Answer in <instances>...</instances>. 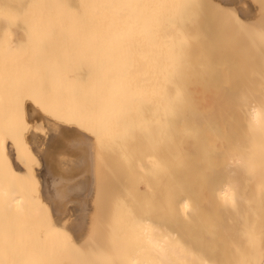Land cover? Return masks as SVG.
Returning a JSON list of instances; mask_svg holds the SVG:
<instances>
[{"label": "bare ground", "instance_id": "1", "mask_svg": "<svg viewBox=\"0 0 264 264\" xmlns=\"http://www.w3.org/2000/svg\"><path fill=\"white\" fill-rule=\"evenodd\" d=\"M159 1L133 0L135 2L133 3L132 0H0V212L5 205L11 210L13 209L10 214H12L11 216L14 215V217L11 218L9 213L8 217H10L9 220L13 221L11 223L12 226L19 231L17 232L13 229L17 238L15 236H13L14 238L9 237L8 241V236H5L8 234L4 232L5 229L7 231L10 230L7 229V221L9 220L6 221L3 213H0V261L3 260L4 264L8 262V264L14 263L16 258H18L16 260H19L20 264H44V261L46 264L47 257L50 255L54 257V255L58 254L43 252L46 259L42 260L43 262L39 261L37 256L41 255L39 253L40 250L44 251L45 245L43 247L41 245L44 241L42 239H45V234L39 232L40 229L36 224H34V227L28 226L29 228L25 226L27 229L24 231L25 228L19 223L24 222L25 224L30 217L34 219L35 215L34 208L29 205V200L34 196L35 189L31 190L30 193L24 187V183L27 185V182H29L26 177L31 166L26 163L25 174L21 170L20 163L22 159L27 160L26 154H30L29 157H33V159L35 158V151L30 145L33 144L35 146L36 140L33 135V140L24 139L20 142L14 134L23 136L25 130L27 128L29 130V123L33 128L34 134L36 129L39 130L42 127L39 126L42 124L39 121L46 119L49 121L48 123H53L49 125V129L52 128L54 130L60 126L65 129L64 131L62 130L64 136L58 141L55 148L58 156L67 158L70 156L76 159L79 155L81 157L83 153L84 161L88 160L89 173L87 171L83 173L81 170H68L64 167L63 160L55 163V165L48 163L44 167L45 191L52 200L50 206L54 210H59L70 202H77L78 210L74 220L78 228H73V237L79 239L81 238L80 232H84L86 199L93 193V180L90 177V173L97 168L96 159L100 160L103 157L101 151L105 148L104 144L112 141L117 133V127L112 126L110 122H117L124 115L128 116L127 124L130 129L135 128L139 135H143L146 132L149 136L147 142L151 149L149 156L151 158L147 160H149V164L152 163L150 172L154 176L159 172L162 175L161 179H154L152 183L151 191L153 193L151 198L155 209L157 198H159L155 191L158 186L155 184L162 181L164 225L160 227L156 219L152 220L151 227L146 225L149 221L143 223L145 226H143L144 233L141 231L143 233L142 241L144 244L148 241L144 248H151V252L148 251V256L151 254V257L146 258L148 259L147 261L140 260L143 258L141 257L142 254H140L142 252H140L137 254V257L140 254L139 259L137 258L138 261L140 260L139 262L132 255H129L130 257L127 256V260L125 259L122 263L264 264V247L261 248L262 242L260 239V218L256 212L260 207L258 196L260 193V174L264 170V163L263 167L260 164V151L264 153V112L262 110L264 109V103H260L264 102V92H262L264 85L263 88H261L262 85L260 86L261 83L264 84V82H261L264 79V76L262 77L264 74L262 72V70L264 71L262 66L264 65V61H262L264 60L262 56L264 52L263 19L261 22L259 21L260 24H258V20L253 19L257 25L253 24L254 7H252V3L247 5H250L253 9L250 6H246V0H210V2H214L213 7L215 9L212 8L214 12L219 5V11L217 10L215 15L220 16L217 13H220L221 9V16L218 17V21L222 20L224 22L223 25H225L220 28L223 29L221 33L226 36L232 31L236 32L235 35H229V38L227 37L228 35L226 36L229 40L226 39L227 45L229 44L228 49L230 52L233 50L230 55L232 53H237V55L241 53L238 55L240 58L237 55L234 58L236 62L241 60V63L238 61V65L244 62L242 67L247 72L249 69H246L253 65L250 68L255 67L252 69L253 71L250 69L252 73H249L251 75H253V72L256 73V71L258 73L249 79V83L254 82V84H246L248 78L252 76L247 75L248 78L243 81L242 79L245 75L242 76V74L245 71L236 68L243 84L240 83L241 85L235 89L226 91L228 84H230L228 82L227 86H223L226 87V92L224 91L221 96L222 88H219V93L217 92V96L213 97V99H209V95L212 98L213 93L208 92L204 95L206 98L203 96L204 99H198L197 86L182 82L183 77L179 75L181 68L178 69L176 67L179 61L173 58L189 55L190 47L193 44L199 45L201 48L204 47V38L201 36L202 31L200 32L198 27L194 30L191 28L193 26L189 25V22L190 24H195L201 19V7L189 9V0H178V5L176 2H171L176 0H161L162 5H160ZM167 2L169 4L173 3L170 5L176 4L178 6V9L173 6L177 9V11L176 9L174 11L180 17L178 30L175 27L173 28L171 23H168L167 13L172 15L170 18H174L173 14L175 13L170 9L167 12L169 8L167 7L169 5ZM157 4L161 6V9L158 7L159 9L154 10V7L158 6ZM21 7L25 8H23V13ZM173 7L171 6V9H174ZM184 8L186 10L183 11ZM261 8L260 10L263 11ZM222 9L225 12L231 9L234 17L230 16L232 15L231 11H228L230 14L228 12L225 14ZM257 10L259 11V9ZM257 12L255 19H257V15L262 14ZM135 15L137 16L135 17ZM263 15L261 16L264 18ZM217 16L214 19L215 21ZM157 17L162 18L160 26L157 27L159 28L158 34L156 35L155 32V36H158L157 39L160 40L158 41L155 37L152 41L150 39L152 36L151 32L156 30L155 26L157 23L155 22H158V20L155 21V19ZM228 18L237 22L229 24ZM132 19L137 20L130 24L133 28L128 22V20L131 22ZM139 19H142L140 24ZM134 22L136 23L134 24ZM239 23L241 24L239 25ZM141 25L142 27H140ZM152 25H154L153 28H151ZM228 25L230 28H236V30L238 28L243 34L247 32V34L243 35L244 39L241 38V35H239L241 37L236 35L240 34L238 30L230 29ZM125 26L126 28L124 29ZM244 27L246 28L244 29ZM134 28L140 29H138V35L137 30ZM228 28L230 32L228 30V33H225ZM248 28L254 30L250 31ZM151 29L153 30L151 31ZM255 29L259 30L255 31ZM159 31L161 32L159 33ZM253 32L256 35L261 32V35L255 36ZM18 34H24L20 35L21 37L24 36V38L21 39L20 37V39H17L19 38ZM248 34H250V37L254 35V39L253 37H248ZM224 35L223 37H225ZM130 36L133 38L137 36L135 40L139 38V40L142 39V42L138 40L140 43L137 41L135 43V40ZM260 36H262V40ZM234 37L239 39L236 40ZM256 37H259V39L257 38L259 42H263L261 44L254 42L257 41ZM143 38L145 42H143ZM230 38L231 41L234 42L235 39L240 44L236 41L231 44ZM246 38L248 41H246ZM154 40L155 43H153ZM240 40L243 41L244 48ZM26 41H29V44ZM132 42L135 43L133 44L136 45L135 47H138L136 50L134 47L137 53H134V50L132 51L131 49L133 47ZM142 43H145V45ZM137 44L139 45L137 46ZM234 44L236 46L239 44L241 50H236L237 47L233 46ZM129 45L131 46L129 47ZM227 45L225 44L226 47ZM257 47L262 50V53L259 49V52L258 50L254 51ZM242 48L244 52L246 51L245 55ZM22 50H29V52L24 53L21 52ZM251 51H254V53L252 54ZM256 52H258V55ZM135 54L138 57H134ZM161 56H165L162 61H165L166 56H168V60H166L168 67L165 62L159 65V62L162 61L158 58ZM133 57L137 58L136 60L138 61L136 62ZM143 57H145V60ZM148 57L151 60H148ZM252 57L254 60L250 61L249 59L252 60ZM256 57H258L257 62L255 60ZM241 58L245 60L242 62ZM259 59H262L261 62ZM144 61L148 63H145V66L147 64L150 67V64H154V68H152L153 66L151 67L152 69L146 66L148 69L142 72L139 67L142 66ZM247 61L251 63L248 64ZM136 64L138 67H136ZM145 66L143 65L142 68H146ZM245 66L246 68H244ZM240 71L242 74H240ZM259 72L263 74L260 75L261 73ZM254 77H258L257 81L261 79L259 86H257L258 83L257 81L255 82ZM235 80L237 79L234 78V82ZM201 87L203 90V86ZM219 96L221 98L215 100ZM95 103L98 104V109L87 112V108ZM230 110L233 115L227 113ZM93 115L97 120L100 119V124L99 122H97V125L87 124ZM230 116L236 119L237 116H240V121L242 119L245 120H243L245 124L239 121L243 125L242 128L245 133L237 132L240 136L237 140L234 139L236 140L235 144H228L227 148L221 151L224 157L221 165L215 168V170L218 169L215 172V183L212 185V193H209L214 206H208L210 204L208 203L209 198H206L207 201H205L204 205L202 204L203 206L206 205V209H210L208 211L209 216H211L213 211L212 215L217 214L219 219L216 225L213 226V221H211L209 227L207 223V227L204 228L205 221H200V207L195 199L197 187L195 181L201 168V162L199 161H207L208 148L205 145V139L209 140L208 137L212 134L211 130L216 129L215 136H220L219 131L223 135H228L231 132L232 128L228 124ZM36 124L39 127H36ZM43 126L46 127V125ZM123 127L124 125L121 126V128ZM260 138L263 141L260 142ZM240 144H243V146H238ZM221 152L218 151V154ZM22 155L24 158H22ZM32 164L33 171L30 174V180L35 177V166L34 163ZM142 170L140 169L143 173ZM137 171L139 173V169ZM142 181L144 182V180ZM148 188L146 189L147 191ZM209 194L207 193V195ZM16 211H19L23 216L20 221H18L19 218H16L18 215ZM33 213L34 215H32ZM28 215H30L29 218ZM14 222L17 225L16 227ZM35 225L37 228H35ZM34 230L38 233L35 234ZM205 231H210L212 236L207 235ZM3 234L5 235L2 236ZM37 234L41 235V237L39 235L37 237ZM214 236H219L222 251L226 248L231 249L226 252L225 257L221 259L197 254L198 243L205 245L208 240L215 238ZM2 238L6 240L4 245ZM51 238H54V236H51ZM13 240L18 242L16 241V243ZM139 241L142 242L141 239ZM109 244L108 246L112 245ZM5 245L6 247L10 245V247L6 248ZM113 245L116 246V244ZM142 245L143 243H141ZM108 246H104L103 249ZM115 246H111L114 248L113 250L117 249V246ZM97 249L100 253H103L107 248L104 251L100 248ZM98 250H95V253ZM6 251L8 252L7 256L5 255ZM99 252L98 254H100ZM143 252H145V249ZM66 254L69 255L70 252ZM103 254L105 258L101 254L103 257L92 254L93 259L95 260L97 257L98 259L100 257L103 258V260L99 259L101 263L98 260L102 264L105 262L106 254L109 257L111 255L107 251ZM4 255L5 258H3ZM148 256L144 255V258ZM10 257L13 258L11 259ZM128 258H130V262ZM11 260L13 261L11 262ZM107 260L110 261V258ZM115 261L110 262L111 264H117L118 262L115 263ZM110 262H107V264ZM48 263L52 262L48 260ZM118 264H121V261Z\"/></svg>", "mask_w": 264, "mask_h": 264}, {"label": "rangeland", "instance_id": "2", "mask_svg": "<svg viewBox=\"0 0 264 264\" xmlns=\"http://www.w3.org/2000/svg\"><path fill=\"white\" fill-rule=\"evenodd\" d=\"M189 1H190L189 9L195 8V7H198V6L201 7V12H202L201 19H199V21H197L195 24H190V22H189V25L193 26L191 28H193L194 30H196V27H198L199 28L198 30L200 32L201 31L203 32V33L201 32V36H203V38H204L203 39L204 47L201 48L199 45H196V44L194 45L193 44L190 47V50H189L190 54L189 55H187L185 57L176 56L175 58H173V59H177L179 61V63L176 65V67L178 69L181 68V71H180L179 75H181L183 77L182 82H184V83H186L188 85L197 86V98L198 99H204V97L206 98V96H204V95H206L207 92L208 93H213L212 98L209 95V99H213V97L217 96V92H218L219 88H222L221 92H220V96H221V94L224 93L225 88H226V87H223V86H227L228 82L230 84H228L226 91H228L229 89L233 90L236 87L240 86L241 85L240 83L245 81L248 78L249 75L252 76V77L248 78V82H246V84L247 83L248 84H252V83L254 84V82L249 83L250 82L249 79L253 78V75L258 73V71L255 70L256 73L253 72V75H251V73H252L251 71H253L252 69H254L255 66L250 68V66H253V65H250L249 68L246 69V70L249 69V71L247 72L242 67V65L244 63L243 61L245 59L243 60L241 58L243 63L238 65V61L239 60L236 62V60L234 59L236 57L235 55H237V53L236 54L232 53V55H230L233 50H231L232 47L230 45L231 48L230 47L229 48H230L231 52L229 51V49H228V45L229 44L227 45L226 36L228 35L227 37L229 38V35H232V34L235 35L236 32H234V31H232L234 33L230 32V30H229L230 27L228 25L229 28L226 29L227 32H225V29H224V32L228 33V30H229L230 34H227L225 36L223 33H221V32H223L222 31L223 29H220V28H222V26L223 27L225 26V25H223L224 22H222V20H219L220 22L218 21V17L221 16V14H220L221 13V9H220V13H217L220 16L215 15L216 11L219 9L218 8L219 5L217 6L216 11L214 12V10H213V9H215V7H213L214 6V2H213L214 0L211 1L213 3H211L210 0H189ZM132 2H133V0H132ZM159 2H160V5H162L161 0ZM171 2H173V3L176 2V4L178 5L179 1L176 0V1H171ZM245 2H247L245 4L246 6H250L251 3H252V7H254V9H253L250 6L253 9V12L255 13L254 17L252 18V22L254 20H256V21L258 20V22L259 21L261 22L262 19H263V22H264V18L261 16V15H263V11H264V0H258V7H257V0L256 1H254V0H248L247 1L246 0ZM133 3H135V2H133ZM173 3H170V4H173ZM248 3L250 5H247ZM167 4H169V2H167ZM176 4L170 5V6L167 5V7H169L167 12H169V9H170V10H173V13H175V14H173L174 18H172V17L170 18V16H172V15L171 14L168 15L169 13H167V16H168L167 18H168V23H171L172 27L173 28L175 27V29L178 30L179 18L180 17H179V14H176V12L174 11L176 9L175 7H177V9H178V6H176ZM157 5L158 6L156 8L154 7V10L157 9L158 7L161 9V6L159 4H157ZM259 5H261L262 8ZM171 6L172 7L175 6V7H173L174 9H171ZM167 7H166V9H167ZM259 7L263 11H261ZM23 8L24 7H21L22 13H23V10L25 9V8L24 9ZM177 9H176V11H177ZM257 9H259V11ZM184 10H186V8H184L183 11ZM133 11H135V10H133ZM223 11L224 10L222 9V12ZM228 11H231V9L227 10L226 12H228ZM257 11L259 12V14H260V12L262 14H260L259 16L257 15V19H255ZM226 12H225V14H226ZM140 13H142V12L140 11ZM160 13H162V12H160ZM231 14H232V11H231ZM136 16L137 15H135V17ZM144 16H145V14H144ZM216 16H217V20L215 21L214 19L216 18ZM230 16H233V14L230 15ZM223 17H225V16H223ZM233 17H231V18L234 19ZM260 17H262V18H260ZM146 18H148V17H146ZM146 18H145V20H146ZM159 18L157 17V19H155V21L158 20V22H159V23L157 21L155 22V23H157L156 26H155L156 30L152 31L153 29H151L152 32L150 31L152 33V36H151V33H150V36H151L150 39L152 41H153V38L156 37L155 36V32H156V35L158 34L157 31L159 30V28H157V27L160 26L159 24H161L160 22L162 21V18H160V19ZM232 19L228 18L229 21L228 20H225V21H228L229 24L237 22V21L235 22ZM133 21H137V20H135V19L133 20L132 19L131 22L128 20L129 25L131 23H133ZM141 21H142V19L141 20L139 19V24H140ZM230 21H232V22H230ZM256 21L253 22V24L255 23V26L257 25ZM128 22H127V24H128ZM216 22H218V23H216ZM228 22H226V23H228ZM260 22L258 24H260ZM135 23L136 22H134V24ZM134 24H132V25H134ZM240 24L241 23H239V25ZM245 24H246V22H245ZM251 24H250V27H251ZM231 25H233V24H231ZM248 25H249V23H248ZM248 25H245V26L249 27ZM153 26L154 25H152L151 28H153ZM140 27H142V25ZM237 27H238V24H237ZM246 27H244V29ZM252 27H253V25H252ZM125 28H126V26L124 27V29ZM232 28H234V27H231L230 29H232ZM239 28L241 29V27H239ZM138 29H135V30H137L136 31L137 35L139 33ZM142 29H144V28H142ZM160 29H161V27H160ZM234 29L236 30V28H234ZM244 29H242V30L244 31ZM172 30H174V29H172ZM237 30H238V28H237ZM253 30L254 29H252L250 31H253ZM256 30L257 29H255V31ZM144 32H145V30H144ZM160 32L161 31H159V33ZM239 32H240V34L238 33L236 35L238 37L242 36L241 38L244 39L243 35L247 34V32L245 31L246 33H244V34L241 33V30ZM263 32H264V27H263L262 33ZM176 33H177V31H176ZM222 34L225 37H223ZM251 34H252V32H251ZM253 34H254V32H253ZM259 34L261 35V32ZM18 35H19V38H17V39H20V37L22 35H24V34H18ZM141 35H144V34H141ZM239 35H241V36H239ZM249 35L250 34H248V37H250ZM254 35L258 36V35H256V33ZM254 35H252V37ZM132 36H130V37H132ZM147 36H149V35H147ZM233 36H231V38H233ZM130 37H129V39H130ZM136 37H134V38L132 37V39L135 40ZM139 37H141V36H139ZM157 37H156V39H157ZM252 37H250V38H252ZM261 37L262 36H260V39L262 40ZM263 37H264V35H263ZM23 38H24V36L21 37V39H23ZM231 38H230V41H231ZM234 38H236V37H234ZM257 38L259 39V37H256L255 39L257 41H254V42L261 44V42H263V41L260 40L261 42H259V40ZM150 39H149V43H150ZM237 39H239V38H236V40ZM253 39H254V37H253ZM138 40H139V38H138ZM138 40H135L134 42L136 43V41H137L138 43H140L139 41H141L142 39L139 40V41ZM157 40H156V42L158 44V41L160 39L158 41ZM236 40L234 39V42ZM246 41H248L247 38H246ZM249 41H250V39H249ZM26 42H28V44H29V41H26ZM134 42H132V46H133V47H131L132 51L134 50V47L136 46V45H133V44H135ZM143 42H145L144 38H143ZM221 42H222V44H221ZM224 42L227 45V47L225 46ZM231 42H232L231 44L234 43L233 41H231ZM236 42L239 43V41H236ZM240 42H242L241 45L243 46V41L240 40ZM153 43H155V40H154ZM128 44H130V43H128ZM142 44L145 45V43H142ZM235 44H237V43H235ZM235 44L233 46L237 47L236 50L241 48V46H239L240 43L237 46ZM138 45L139 44H137V46ZM130 46L131 45H129V47ZM140 46H143V45H140ZM259 47H260V45H259ZM137 48L138 47H135V50ZM243 48H244V46H243ZM131 49H130V51H131ZM224 49H226V50H224ZM245 49H247V48H245ZM258 49L259 48L257 47L256 50H254V51H257ZM135 50H134V53L136 52ZM259 50H261V49H259ZM259 50H258V52H259ZM227 51H229V52H227ZM242 51L244 52V49ZM254 51L253 52L251 51L252 54L254 53ZM21 52L25 53V52H29V50H22ZM243 52H242V54H243ZM245 52H244V55L246 54ZM258 52H256L257 55H258ZM261 53H262V50H261ZM240 54H238V55H240ZM227 55H228V57H227ZM238 55H237V57H238ZM132 56H134V55H132ZM213 56H214V58H213ZM250 56H252V55H250ZM262 56L264 58V52H263ZM134 57H138V55L135 54ZM134 57H133V59H135ZM164 57L161 56V57H159V58L157 57V58L160 61H162V59ZM166 57H167L166 60H168V56H166ZM245 57H247V56H245ZM130 58L132 59V57H130ZM144 58L145 57H143V59ZM153 58H152V60H153ZM238 58H240V57H238ZM259 58H260V56H259ZM149 59H150V57H148V60ZM125 60H127V59L125 58ZM146 60H147V58H146ZM155 60H156V58H155ZM166 60L162 61V62H159L157 60V62L160 63V64L158 63L159 65H161L162 63L165 62V65H166V62H167ZM249 60L253 61L254 58L252 60L251 59H249ZM255 60L257 62L258 61V57H256ZM261 60H260V62H261ZM137 61L138 60H136V62ZM240 61H239V63H241ZM262 61H264V60H262ZM145 63H147V62L144 61V63H142V66L140 64L141 67H139V68L142 69V72L145 71V69H148L147 67H149L147 65L148 63L146 64L147 67L145 66ZM247 63H248V61H247ZM250 63H248V64H250ZM255 64H258V63H255ZM143 65L146 68L143 69L142 68ZM153 65L154 64H150L149 68H151ZM157 65H155V66H157ZM236 65H238V66H236ZM166 66L168 67L169 65H166ZM262 66L264 67V65H262ZM136 67H138L137 64H136ZM152 68H154V66ZM236 68L237 69L240 68V70L242 69V71L244 70L245 72H247V73L244 72L242 74V72L240 71L241 72L240 74H242V76L243 75L246 76V78H245V76H243V79L241 78L243 81L240 79L241 76L239 77V75H238L239 71ZM244 68H246V66ZM256 68H257V66H256ZM250 69H251V71H250ZM260 70H261V66H260ZM249 72H251V73H249ZM262 72H264V71L262 70ZM262 72H259V73H261L260 75L263 74ZM231 73H233V74H231ZM263 76H264V74L262 75V77ZM185 78H187V79H185ZM226 78H227V80H226ZM234 78L237 79V80H235V82H234ZM254 80L256 82L258 80V77H254ZM263 80L264 79H262V81H261V79H260L259 81H257V83H258L257 86H259L260 81L264 82ZM244 84H245V82H244ZM261 85H262L261 88H263L264 84L261 83L260 86ZM201 86H203V88H204L203 90H202ZM209 88H210V90H209ZM258 88L261 89L260 87H258ZM262 92H264V88H263ZM220 96H219V98L218 97L215 98V100L220 99L221 98ZM263 98H264V96H263ZM260 103H264V102L262 101ZM260 105H262V104H260ZM260 108H262V107H260ZM87 109H88L87 112L96 111L98 109V104L95 103L94 105H92L91 107H89ZM262 110L264 112V109H262ZM227 113H229L230 115H233V112L231 110L229 112H227ZM93 116H92L91 119L88 120L87 124H90V125H94L95 124V125H97V122H99V124H100V119L97 120L95 118V116L94 117ZM127 118H128V116L124 115L119 121H117V122L111 121L110 122L111 125L112 126L113 125L116 126L118 130H116L117 133L113 137L114 139H112V141L104 144L105 148L102 149V151H101L103 157L100 160L96 159L97 160L96 161V165H97L96 167L97 168L95 170H93L92 173H90V177H92V180H93V184H92L93 193L86 199L87 207L84 210V213H85V219H84L85 222L83 224L84 232H80V237L81 238H79V239H76V238L73 237V228L77 227V225L75 224V220H74V218L76 216V213H77V210H78L77 204H76L77 202H70L64 208L62 207L59 210H54L50 206L51 203H52V200L50 199V196L45 191V189H46V182H45L46 178L44 179V173H45L44 167L48 163H51V164L55 165V163L61 162L63 160L64 161L63 164L65 165L64 167L66 169L74 170V171L81 170L83 173L87 171L89 173V171H88V168H89L88 160L84 161L82 152H81L82 153L81 157L79 155L76 159L72 158L70 156H69V158L63 157V156H58V153L55 150V148L57 146L58 141L64 136L63 131L65 129H64L63 126H60L59 128H55L54 130L52 128L49 129V125H52L53 123H48L49 121H47L46 119H42V120L38 119V120H41L39 122L42 123L41 125H39V123H38V125L42 126L43 129H42V127L39 128V130L36 129V132L34 134H33V131H32L33 128H32V126H30V123L28 124L30 131L27 128L25 130L23 136H21V135L18 136V134H16V133L14 134V136H16L17 140H19L20 142H22L24 139H27V140H29V139L31 140L32 139L33 140V135H34V138L36 140L35 146H33V144L30 145V147H32V149L35 151V154H34L35 158L33 159V157H29L30 154L28 155V154L25 153L26 156H27V160L22 159L21 163H20L21 170H23L24 173L26 172V170H25L26 163L31 166V168L28 170L29 174L26 177V179L28 178L29 182H27V185H26V183H24V187H26L27 190L30 193H31V190L35 189L34 190V196L32 198H30V200H29V205H31L32 208H34L35 215L33 213L32 215H34V219H32L30 217V219L27 222H25V224H24V222L23 223L19 222V223L25 228L24 231L27 228H29V227H34V224H36L38 226V228L40 229L39 232H41V234H45V236H47V237L44 236L45 239H42V241L44 240L43 241L44 244L42 243L41 246L42 247H43V245H45V246H44V251H41L39 249L40 250L39 253L41 254V255L37 256V259H39V261H42V260L46 259L45 255H44L46 252L51 253V254L58 253L56 256L54 255V257H53V255H50L51 257L50 256L47 257L46 264L48 263V260L52 262L50 264H96V263L100 264L101 262H100L99 259L104 256L103 253H105L106 251L109 253V255L111 254L110 257L106 254V259L104 260L106 262V264H107V262H110V261L112 262V261H115V260H117V261H115V263L116 262L120 263V261H121V264H123L122 262H124L125 259L127 260V256L130 257L129 255H132L135 260L137 258L139 259L140 254H142L141 257H143L140 260H146L147 261L148 259H146V258H150L151 257V254H150V256H148L149 255L148 253L151 252L150 251L151 248L150 247L148 249L144 248V245L145 244L147 245L148 241L145 240V241H147L145 244L142 241V237H143L142 234L144 233L143 226H145V225H143V223L149 221L148 223H146V225H149V227H151L152 226V220L156 219L158 221V224H159L160 227H162L164 225V216H163V208H162V206H163V202H162L163 201V198H162V196H163L162 195V191H163L162 181H159L158 183L155 184V185L158 186L157 190H155V191L157 192V196L159 197V198H157V203H156V208L155 209L153 207V200L151 198L152 197V193H153L151 191L152 187H153L152 183H153L154 179H158V180L161 179L162 175H160L161 173L159 172L160 174L157 173L154 176L150 172L152 163L149 164V160H147L148 158H151V157H149L150 153H151V149L149 148V145H148V142H147V139H148L149 136L147 135L146 132L143 135H139V134H137V130L135 128L134 129H130V127L127 124L128 123V119ZM239 118H240V116H237V119L232 117V116H230L228 118L229 119L228 124L232 128L231 132L228 135H223L219 131L220 136L219 135L215 136L214 133H215L216 129H214V130H211L212 134L209 135V137H208L209 140L207 138L205 139V145L208 148V155L206 156L207 161H204V160H200L199 161V162H201L200 163L201 168L199 169L200 171H199V174H198L197 179L195 181V184L197 185L196 191H195V199L197 201V205L200 207V209H199V212L201 213V215H200L201 220L200 221H205L204 228L207 227L206 226L207 223H208V227H209L211 221H213V226L216 225L217 221L219 219V216L217 214L212 215L213 211L211 212V216H209L208 215V211H210V209H206V205L205 206H203V205L206 203L205 201H207V199L209 198L208 203H210V204L208 206H212V207L214 206L213 203H212L213 201H212V198L210 197V194L212 193V185H214V183H215V180H214L215 179V172L218 170V169L215 170V168L221 165L222 159L224 157L222 155L221 151L222 150L224 151L227 148L228 144L229 145L230 144H235L237 138H239V136H240V135L237 134V132H244V129L242 128L243 125L241 124V123L245 124L243 122L244 119H242V121H240L241 119H239ZM241 118H242V116H241ZM228 124H226V125H228ZM38 125L36 124L35 126L37 127ZM43 125H46V127L43 126ZM123 125H124V127L121 128V126H123ZM113 134H115V133H113ZM234 139H236V140H234ZM261 141H263L262 138H260V142ZM221 146H224V147H221ZM238 146L242 147L243 144H240ZM260 148H262V147H260ZM218 151H220L221 153L218 154ZM56 153H57V155H56ZM260 153L262 154V156L260 154V158H261L260 159V164H261V167H263L262 165H263L264 162H262V161H264V158H263L264 157L263 156L264 153H263V151L262 152L260 151ZM22 158H24V156ZM99 158H101V157H99ZM32 163H34V166H35V172H34L35 173V177L32 178L33 181L30 180V174L33 171V164ZM138 163H140V164H138ZM261 167H260V170H261ZM138 169H139V173L137 171ZM140 169H143L142 171H143L144 174L140 171ZM263 169H264V167H263ZM263 173H264V170H262V172L260 174V193L258 195L259 196V200H260V207L256 210L257 216L260 218V239H261L262 243L264 242V240H263V238H264V182H263L264 181V179H263L264 178V174ZM142 180H144V182ZM148 187L150 188V191H149ZM147 188H148V191L146 190ZM207 193L208 194L210 193V194L207 195ZM214 208H213V210H214ZM16 209H17V207H16ZM2 210H1L0 213H3V215H4L3 217H5L6 221L9 220L10 217H8V216L12 215V214H10V212L13 209L11 210L9 207L7 208V205H5L4 208H2ZM19 211H21V210H19ZM19 211H16V212H18L17 213L18 215L16 216L17 219L19 218L18 221H20V219L23 217L22 214L19 213ZM8 213H9V215H8ZM13 214H15V213H13ZM30 215H28V218H29ZM113 215H114V217H113ZM115 216H116L117 219L115 218ZM12 217H14V215L11 216V218ZM26 218H27V216H26ZM25 219H24V221H25ZM207 219H208V221H207ZM9 221H7L8 222L7 223V229H10V230L7 231L5 229V232H4L5 234H8V235H5V234L2 235V236H4V235L8 236V241H9V237L14 238L13 236H15V234H16L15 231H17L16 228H14L12 226V224H11V223H13V221L12 220H11V222H9ZM35 221H37V222L34 223ZM14 225H15V222H14ZM36 225H35V228H37ZM8 226H9V228H8ZM16 226L17 225H15V227ZM19 227H20V225H19ZM141 231H143V233ZM17 232H19V231H17ZM34 233L36 234L38 232L35 231ZM206 233H207V235L212 236L210 231H208ZM39 234H37V237H38ZM74 235H75V232H74ZM39 236L41 237V235H39ZM51 236H54V238H51ZM15 237L17 238V236H15ZM12 238H10V239H12ZM21 238H19V239H21ZM4 239L2 241L3 245H4V242L6 241ZM19 239H17V240L19 241ZM26 239H28V238H26ZM39 239H41V238H39ZM139 239H141L142 242H140ZM22 240H25V239H22ZM16 241H14V242H16ZM33 241H36V240H33ZM14 242H12V243L13 244L17 243V242L16 243H14ZM30 242H31V239H30ZM109 243L112 244V245H110ZM141 243H143L142 246L145 249V252H143L144 249L142 248ZM206 243L207 244H205V245H203V243L202 244L198 243L199 247L197 248V254L204 255V256H207V257H215V258H221L222 259V258L225 257L226 252L231 250L230 248H226V249L224 248L225 250L222 251V248H221L220 242H219V236L213 238L212 240H208V242H206ZM262 243H261V246H262L261 248L264 247V243L263 244ZM34 244H35V242H34ZM108 244L110 246H108ZM113 244H116L117 249L113 250L114 248H112V247L115 246ZM75 245H77V246L80 245V246L77 247ZM106 245L109 247V248L108 247H106V248L110 249V250H107L106 248H105L106 250L103 249L104 246H106ZM148 245H149V243H148ZM139 246H141V247H139ZM5 247H6V245H5ZM8 247H10V245ZM8 247H6V248H8ZM32 247H33V245H32ZM75 247L78 248V249H76ZM80 247H82V248H80ZM97 248L103 249V251L104 250L105 251L103 253H100ZM95 250H98V252L101 255H103V256L98 254V252L95 253ZM92 251H93V253H92ZM100 251L102 252V250H100ZM43 252H45V253H43ZM68 252H70L69 255L66 254ZM140 252H142V253H140ZM39 253H37V254H39ZM91 253L93 255L94 254L95 255L98 254L101 257L98 259L99 256L97 255L98 256V257L96 256L97 259L94 260L93 259V255ZM138 253H140V254L137 257ZM143 254L145 256L147 255L148 257L144 258ZM5 255L6 256L8 255L7 251H6ZM5 255H4L3 258H5ZM19 257H20V255H19ZM8 258H9V256H8ZM10 258L12 259L13 257H10ZM104 258H105V256H104ZM108 258H110V261L107 260ZM16 259H18V258H16ZM16 259L14 260L15 262L12 263V264H20L19 260H16ZM101 259L103 260V258H101ZM128 259H129L128 261L130 262V258H128ZM138 259H137V261H138ZM20 260H22V259H20ZM98 260H99L100 263L98 262ZM12 261L13 260H11V262ZM111 262L108 263V264H111ZM0 263L4 264L3 260L0 261ZM104 263H102V264H104ZM127 263L128 262H126L125 264H127ZM44 264H45V261H44Z\"/></svg>", "mask_w": 264, "mask_h": 264}]
</instances>
